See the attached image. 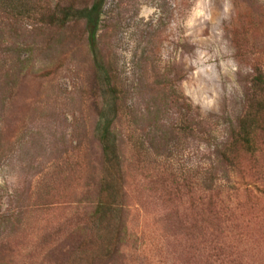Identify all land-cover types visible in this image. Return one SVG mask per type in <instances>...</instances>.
<instances>
[{"label":"rangeland","instance_id":"rangeland-1","mask_svg":"<svg viewBox=\"0 0 264 264\" xmlns=\"http://www.w3.org/2000/svg\"><path fill=\"white\" fill-rule=\"evenodd\" d=\"M8 1L0 0V263L52 264L98 181L92 62L82 28L51 43L26 21H7ZM97 41L123 93L114 131L138 238V251L127 245L129 264H199L193 241L165 218L175 206L181 221L194 220L190 191L168 189L172 180L229 177L216 151L253 66L264 70V0H104ZM239 197L234 224L222 227L225 248L235 264H264V196Z\"/></svg>","mask_w":264,"mask_h":264},{"label":"trees","instance_id":"trees-1","mask_svg":"<svg viewBox=\"0 0 264 264\" xmlns=\"http://www.w3.org/2000/svg\"><path fill=\"white\" fill-rule=\"evenodd\" d=\"M103 1L54 0L29 9L19 3L11 5L17 0H10L9 5L3 6L7 21H26L27 28L42 30L54 44L63 34L66 39H72L77 34V27L78 31L82 28L78 41L85 44L92 62L90 102L100 122L94 134L100 151L98 181L94 195L87 203L88 209L60 242L52 264H69L71 259L78 264H129L126 257L128 246L132 248L138 243L136 234L128 226L124 165L114 131L123 93L103 60L97 41ZM236 42L239 50L242 46ZM252 69L241 112L228 125L227 139L216 151L229 177L221 184L214 182L213 178L201 182L194 180L190 185L172 180L168 189L175 196L185 190V185L190 191L194 220L190 224L185 218L181 221L175 206L165 218L169 227L181 228V233L193 241L192 252L199 264H235L231 248H225L224 236L229 237L230 232L222 229L223 225L226 229L234 224L230 205L240 203V193L264 196V70L256 65ZM50 76L43 73L39 77L46 80ZM176 100L179 106L180 98L176 97ZM180 130L184 131L181 126ZM132 250L138 251L136 248Z\"/></svg>","mask_w":264,"mask_h":264}]
</instances>
